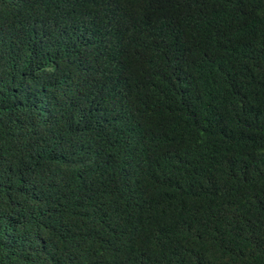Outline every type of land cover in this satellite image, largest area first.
I'll list each match as a JSON object with an SVG mask.
<instances>
[{
    "label": "trees",
    "instance_id": "1",
    "mask_svg": "<svg viewBox=\"0 0 264 264\" xmlns=\"http://www.w3.org/2000/svg\"><path fill=\"white\" fill-rule=\"evenodd\" d=\"M0 264H264V0H0Z\"/></svg>",
    "mask_w": 264,
    "mask_h": 264
}]
</instances>
